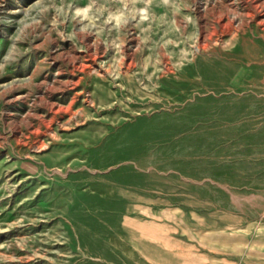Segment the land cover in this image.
<instances>
[{"label": "rangeland", "instance_id": "obj_1", "mask_svg": "<svg viewBox=\"0 0 264 264\" xmlns=\"http://www.w3.org/2000/svg\"><path fill=\"white\" fill-rule=\"evenodd\" d=\"M0 264H264V0H0Z\"/></svg>", "mask_w": 264, "mask_h": 264}]
</instances>
